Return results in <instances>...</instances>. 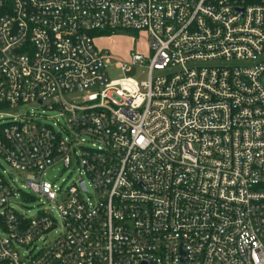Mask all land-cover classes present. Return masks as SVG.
Segmentation results:
<instances>
[{
  "label": "built area",
  "instance_id": "2783aa9c",
  "mask_svg": "<svg viewBox=\"0 0 264 264\" xmlns=\"http://www.w3.org/2000/svg\"><path fill=\"white\" fill-rule=\"evenodd\" d=\"M0 264H264V0H0Z\"/></svg>",
  "mask_w": 264,
  "mask_h": 264
},
{
  "label": "rangeland",
  "instance_id": "374dc122",
  "mask_svg": "<svg viewBox=\"0 0 264 264\" xmlns=\"http://www.w3.org/2000/svg\"><path fill=\"white\" fill-rule=\"evenodd\" d=\"M96 35V34H95ZM95 44L99 50L109 51V58L112 63L107 68V74L111 80L121 79L124 77H130L139 83L145 82L148 79V66H139L131 64V56L133 53L148 57L150 54L149 37L146 32H128V31H116L115 33L104 32L100 36L94 37ZM260 59L257 58L253 61H246L238 63L240 66L251 67L254 63H257ZM122 64L125 66L127 72H123L117 65ZM41 114L39 121L44 124H53L57 121L58 115L54 112H46L42 114V110L38 111ZM25 112V110H21ZM19 112L8 111L6 114L15 115ZM5 168L8 171H12L4 163ZM13 172V171H12ZM80 174L74 168L65 169L62 165H59L50 170L46 176V180L52 184L62 185L63 180L66 181L63 187L69 186L74 181L80 179ZM93 195V193H92ZM88 198V195H85ZM31 208L25 206L22 200H18L16 208L21 213L28 216H32L36 213L37 208L40 209L37 203H31Z\"/></svg>",
  "mask_w": 264,
  "mask_h": 264
}]
</instances>
